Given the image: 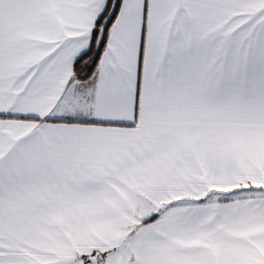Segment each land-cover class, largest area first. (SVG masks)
I'll use <instances>...</instances> for the list:
<instances>
[{"label":"snow or ice","instance_id":"6c2138e0","mask_svg":"<svg viewBox=\"0 0 264 264\" xmlns=\"http://www.w3.org/2000/svg\"><path fill=\"white\" fill-rule=\"evenodd\" d=\"M0 264H264V0H0Z\"/></svg>","mask_w":264,"mask_h":264}]
</instances>
